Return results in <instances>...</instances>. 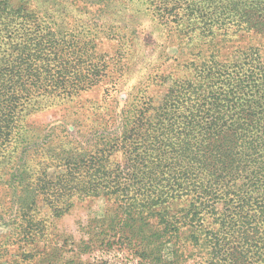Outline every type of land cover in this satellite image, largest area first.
Masks as SVG:
<instances>
[{
  "label": "trees",
  "instance_id": "16d2710c",
  "mask_svg": "<svg viewBox=\"0 0 264 264\" xmlns=\"http://www.w3.org/2000/svg\"><path fill=\"white\" fill-rule=\"evenodd\" d=\"M139 1L180 69L163 94L91 108L80 93L122 67L92 10L0 0V264H90L91 245L134 264H264V0ZM100 197L107 213L69 249L56 220Z\"/></svg>",
  "mask_w": 264,
  "mask_h": 264
},
{
  "label": "rangeland",
  "instance_id": "374dc122",
  "mask_svg": "<svg viewBox=\"0 0 264 264\" xmlns=\"http://www.w3.org/2000/svg\"><path fill=\"white\" fill-rule=\"evenodd\" d=\"M74 1L78 7L80 6V9L92 10V17L88 20L89 25L96 26L95 30L100 25L102 31L97 42L102 43L100 46L106 54V59L113 62L114 56L117 54L122 61V67L119 70L109 68L110 73L103 77L99 86L80 93L82 95L80 98L87 100V106L93 108L94 101L100 100V94H115L114 96L117 98L127 94H163L165 84L170 79L167 78L164 84L161 76L170 74V72H178L180 69L179 60L181 61L183 58H177L178 49L168 43L167 33L161 29L162 26L156 21H152L153 11L147 8L148 3L139 0ZM104 3L106 4L104 8L98 10L97 8ZM81 18L85 19L83 12L73 20L76 19L80 23ZM107 33L112 34L108 37ZM107 81H110L111 85L110 83L107 85ZM109 85L110 91H106ZM61 113L62 111L59 109L49 110L41 113L39 120L42 123L52 122L60 118ZM50 174L53 176L54 170H51ZM108 207L109 205L103 197L77 203L70 214L56 220L61 242L67 241L69 249L77 250L82 240L88 241L92 238L88 233V225L92 223V220L104 217ZM8 232V224L0 219V237ZM91 246L88 253L81 255L87 263H136V258L127 251L114 247ZM74 255L75 253L72 251L66 253L67 258H77Z\"/></svg>",
  "mask_w": 264,
  "mask_h": 264
}]
</instances>
